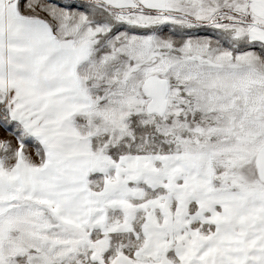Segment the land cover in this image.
<instances>
[{"label": "snow or ice", "instance_id": "6c2138e0", "mask_svg": "<svg viewBox=\"0 0 264 264\" xmlns=\"http://www.w3.org/2000/svg\"><path fill=\"white\" fill-rule=\"evenodd\" d=\"M0 264H264V0H0Z\"/></svg>", "mask_w": 264, "mask_h": 264}]
</instances>
